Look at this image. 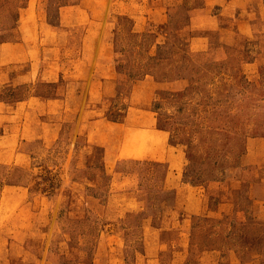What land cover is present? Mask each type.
Instances as JSON below:
<instances>
[{
	"label": "rangeland",
	"instance_id": "obj_1",
	"mask_svg": "<svg viewBox=\"0 0 264 264\" xmlns=\"http://www.w3.org/2000/svg\"><path fill=\"white\" fill-rule=\"evenodd\" d=\"M0 264H264V0H0Z\"/></svg>",
	"mask_w": 264,
	"mask_h": 264
}]
</instances>
